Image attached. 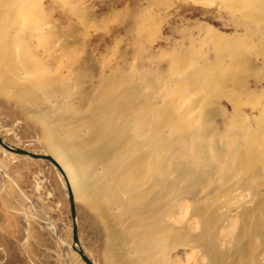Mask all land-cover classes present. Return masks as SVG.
Returning <instances> with one entry per match:
<instances>
[{"label":"rangeland","instance_id":"obj_1","mask_svg":"<svg viewBox=\"0 0 264 264\" xmlns=\"http://www.w3.org/2000/svg\"><path fill=\"white\" fill-rule=\"evenodd\" d=\"M15 8L12 22L20 20L22 34L20 47L12 44L9 61L21 62L14 58L18 55L43 60L39 69L31 66L33 83L41 80L37 75L57 83L69 63L74 74H82L62 80L67 93L53 97H72L59 116L65 117L70 106L76 109L80 117L69 116V127L83 124L84 132L91 127L87 123L100 122L90 114L104 110L107 102L90 98L104 82L102 74L118 70L135 73L129 82L141 81L161 115L172 110L171 115L181 112L189 119L186 133L208 134L210 149L220 140L225 141L224 147L218 145L222 152L234 149L224 133H243L246 115L264 135L259 120V113L264 115V0H19ZM5 90L0 91V136L11 145L48 153L42 136L46 129L29 114L36 113L47 125L45 119H56L58 110L43 114L31 102H21L12 87ZM101 117L109 116L101 111ZM79 143L84 147V141ZM115 154L112 150L110 157ZM97 165L81 167L91 172ZM237 171L251 170L235 162L224 171L228 177L218 175L216 183L233 181ZM242 192L247 193L245 188ZM75 205L79 242L87 255L96 264L117 261L118 256L108 261L112 251L103 253V225L95 212L80 198ZM70 242L67 193L53 165L0 148V264H82L78 253L66 247ZM182 253L178 250V257ZM119 263L134 264L128 257Z\"/></svg>","mask_w":264,"mask_h":264},{"label":"bare ground","instance_id":"obj_2","mask_svg":"<svg viewBox=\"0 0 264 264\" xmlns=\"http://www.w3.org/2000/svg\"><path fill=\"white\" fill-rule=\"evenodd\" d=\"M14 1L0 0V91L7 92L5 88L12 87L21 102H31L43 114L52 108L58 110L53 116H58L56 119H45L47 125L36 113H23L36 119L42 130L46 129L42 133L47 142L45 154L61 167L63 174L48 161L66 193L69 187L74 201H84L103 225V253L112 251L108 261L118 256L112 264H120L125 257L134 264H264V135L252 127V118L243 117L247 121L243 133H224L234 149L219 150L218 145L224 147V140L210 149L212 138L208 141V134L186 133L189 119H184L181 112L173 111L171 115V110L161 115L141 81L129 82L135 73L115 70V74H102L104 82L90 98L107 102L104 110L90 114L92 120L99 118L100 122H86L91 131L82 132L84 125L78 123L69 127L66 119L80 117L76 109L70 106L65 117L59 116L72 97L62 98L63 101L53 97L67 93V84L62 80L74 81L82 74H74L73 63H69L64 66L67 71L58 75L57 83L47 77L45 81L40 75L37 78L41 80L33 83L29 80L31 66L39 69L43 60L28 54L30 59L18 55L14 58L21 62L9 61L14 55L12 44L19 48L17 40L22 34L20 20L15 16L18 23L12 22L19 0L12 7ZM46 99L50 104H45ZM101 111L109 117L103 119ZM259 115L264 122V115ZM112 150H116L113 158ZM86 158V162H81ZM96 162L98 165L91 172L81 167ZM235 162L250 173L237 171L233 181L217 184L216 177L222 178ZM169 173L175 178L169 179ZM224 177L228 175L224 173ZM65 245L76 254V249L82 247L79 243L72 248V233L71 242ZM180 249L183 253L178 257Z\"/></svg>","mask_w":264,"mask_h":264},{"label":"water","instance_id":"obj_3","mask_svg":"<svg viewBox=\"0 0 264 264\" xmlns=\"http://www.w3.org/2000/svg\"><path fill=\"white\" fill-rule=\"evenodd\" d=\"M0 146L3 147L6 151L9 152H13V153H18L21 155H28L32 158H42L46 161H49L50 163H52L55 168L63 174V171L61 169V167L59 166V164L57 163L56 160L53 159V157L49 154H45V153H33L32 151L25 149L23 147H18V146H14L11 145L10 143H7L4 138H2L0 136ZM67 198H68V204H69V211H70V219H71V223H72V229H71V233H72V248L75 249V245H79V237H78V226H77V213H76V205H75V201H74V197L72 195V192L70 190L69 187H67ZM82 247H78L76 250L80 256V259L85 263V264H95V262L87 255V253L82 250Z\"/></svg>","mask_w":264,"mask_h":264}]
</instances>
